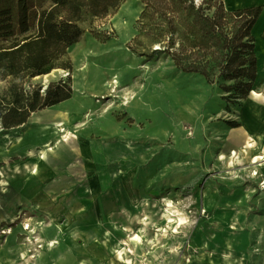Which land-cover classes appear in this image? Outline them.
<instances>
[{
	"label": "rangeland",
	"instance_id": "1",
	"mask_svg": "<svg viewBox=\"0 0 264 264\" xmlns=\"http://www.w3.org/2000/svg\"><path fill=\"white\" fill-rule=\"evenodd\" d=\"M232 13L223 0H125L89 25L111 38L87 31L68 49L70 69L57 67L47 77H0V96L14 81L27 91L35 86L44 91L51 82L70 79L72 97L42 110L68 115L52 146L70 145L72 138L111 142L117 155L112 195L119 193L123 178L129 181L126 189H138L133 195L129 189L122 202H107L111 209L100 215H93L85 197L74 201L73 217L21 206L13 221L0 223V264H198L196 231L207 216L200 193L206 179L215 176L207 174L227 169L234 177L246 160L264 162V146L249 158L246 146L228 143L243 102L253 89L264 91V56L240 46L247 38L240 39L244 31L239 33L241 22ZM206 30L211 31L207 37ZM235 49L241 58L252 51L256 55V79L248 95L241 84L248 77H229L224 70L225 55ZM169 51L184 63L200 65L208 77L184 72ZM32 117L17 128L0 125V137L10 130L17 137ZM232 149L238 150L236 157ZM7 156L0 155L1 164ZM11 157L14 164L24 158ZM104 173L103 168L80 169L81 179ZM251 175L264 188L261 167L251 168ZM99 195L103 199V191ZM136 235L141 239L134 240ZM19 243L26 254L17 258L11 247Z\"/></svg>",
	"mask_w": 264,
	"mask_h": 264
},
{
	"label": "crops",
	"instance_id": "2",
	"mask_svg": "<svg viewBox=\"0 0 264 264\" xmlns=\"http://www.w3.org/2000/svg\"><path fill=\"white\" fill-rule=\"evenodd\" d=\"M223 2L230 11L262 7L253 35L257 54L264 56V0ZM261 93L264 94V91ZM263 100L249 97L243 102L240 125L232 128L228 136L230 146L237 149H243L248 141L255 143L254 148L245 149L249 158L264 146ZM58 107L57 104L49 108ZM51 109L34 112L31 125L17 137L11 133L14 130L0 137V155L7 156L11 151V155L0 163V223L13 221L16 210L23 205L25 210L29 211L31 207L37 214L46 212L49 216L73 217L76 215L73 203L80 198L91 200L93 215H100V211H106L107 207L111 209L107 202L118 199L122 202L128 198L126 192L130 188L124 187L129 182L126 178L119 183V193L112 195L111 176L117 169L112 163L117 155L111 142L107 145L106 141L97 139L72 138L70 145L60 141L54 148L52 143L59 133V125L68 115L65 110ZM236 134L240 135L236 137ZM12 155H23L24 158L14 164L11 162ZM245 163L234 177L227 169L207 174L214 173L215 176L206 179L200 193L199 205L207 216L200 219L201 224L196 231L201 250L198 264H264V188L258 187L259 182L251 175V168L261 167L263 176L264 162L255 165L252 160H246ZM88 168H103L105 173L102 177L97 175L81 179L80 169ZM130 190L132 195L138 191L135 186ZM101 191L103 199L99 195ZM13 237L9 236L7 240L13 242L16 240ZM11 249L17 258L20 253L26 254L20 243Z\"/></svg>",
	"mask_w": 264,
	"mask_h": 264
},
{
	"label": "trees",
	"instance_id": "3",
	"mask_svg": "<svg viewBox=\"0 0 264 264\" xmlns=\"http://www.w3.org/2000/svg\"><path fill=\"white\" fill-rule=\"evenodd\" d=\"M124 1L0 0V77L24 79L48 74L57 67L70 69L68 49L79 42L87 31L102 39L111 38L109 33L95 31L89 25L94 19L105 18L113 13ZM261 12L262 7L233 11L232 15L241 22L239 33L244 31L240 39L247 38L246 41H241V47L256 49L253 27ZM210 32L205 31L206 37ZM171 56L184 72H199L208 77V72L201 69L200 65L184 63L175 51ZM225 56L227 59L224 70L227 76L248 77L247 81L241 80L246 88L245 94L248 95L253 89L257 74L255 52L252 51L249 57L241 58L235 49L232 56ZM72 94L70 79L51 82L44 91L41 86L27 91L22 83L14 81L0 96V125L3 130L23 126L34 112L70 99ZM239 125V122L231 123L233 128Z\"/></svg>",
	"mask_w": 264,
	"mask_h": 264
},
{
	"label": "bare ground",
	"instance_id": "4",
	"mask_svg": "<svg viewBox=\"0 0 264 264\" xmlns=\"http://www.w3.org/2000/svg\"><path fill=\"white\" fill-rule=\"evenodd\" d=\"M45 77H47V75H45ZM250 97L252 98V99H256V100H262V99H264V94H262L260 91H258V90H252V92H251V95H250ZM60 126V125H59ZM60 131H63V128L62 129H60ZM65 131V130H64ZM240 134H236V137H238ZM249 140V139H248ZM252 146H254V143H252L251 141H248L247 142V146L246 147H252ZM234 152L232 153V156L233 157H236L237 155H238V150H233ZM223 158H226V155H222L221 156V159H223ZM255 161H257V160H255ZM254 161V162H255ZM176 178V177H175ZM175 178H174V181H175ZM177 181V180H176ZM171 183H174V182H171ZM134 240H140L141 238H140V236L139 235H136L135 236V238H133Z\"/></svg>",
	"mask_w": 264,
	"mask_h": 264
},
{
	"label": "built area",
	"instance_id": "5",
	"mask_svg": "<svg viewBox=\"0 0 264 264\" xmlns=\"http://www.w3.org/2000/svg\"><path fill=\"white\" fill-rule=\"evenodd\" d=\"M233 152H234V151H233ZM256 173H257V172H255V174H256ZM262 183H264V181H263ZM262 183H261V184H262Z\"/></svg>",
	"mask_w": 264,
	"mask_h": 264
},
{
	"label": "water",
	"instance_id": "6",
	"mask_svg": "<svg viewBox=\"0 0 264 264\" xmlns=\"http://www.w3.org/2000/svg\"><path fill=\"white\" fill-rule=\"evenodd\" d=\"M47 88V86L45 87V89Z\"/></svg>",
	"mask_w": 264,
	"mask_h": 264
}]
</instances>
